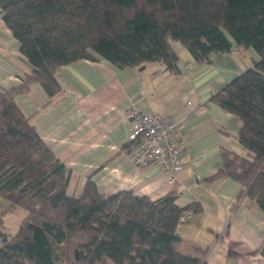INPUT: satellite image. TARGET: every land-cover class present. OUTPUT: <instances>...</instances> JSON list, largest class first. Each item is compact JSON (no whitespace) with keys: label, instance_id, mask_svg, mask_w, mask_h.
<instances>
[{"label":"trees","instance_id":"16d2710c","mask_svg":"<svg viewBox=\"0 0 264 264\" xmlns=\"http://www.w3.org/2000/svg\"><path fill=\"white\" fill-rule=\"evenodd\" d=\"M0 17L31 68L19 85L0 87V197L25 211L0 244V264H207V250L176 230L198 203L177 206L176 190L106 195L91 177L78 196L68 193L70 170L18 106L35 83L58 93L57 68L94 55L119 68L161 61L177 73L171 41L200 65L233 46L254 50L257 60L209 100L239 117L248 153L221 147L214 176L241 185L232 210L247 199L264 211V0H0Z\"/></svg>","mask_w":264,"mask_h":264},{"label":"crops","instance_id":"0c3cea01","mask_svg":"<svg viewBox=\"0 0 264 264\" xmlns=\"http://www.w3.org/2000/svg\"><path fill=\"white\" fill-rule=\"evenodd\" d=\"M170 44L179 59L177 73L161 61L119 68L94 55L57 68L58 93L49 96L35 83L15 100L70 170L68 193L78 196L88 177L106 195L126 190L158 199L176 190L177 206L201 207L181 218L176 230L184 243L207 250V264H264L257 253L264 241V211L247 199L232 210L241 185L214 176L221 147L248 155L238 140L242 122L209 100L258 56L233 46L200 65L180 42ZM30 72L0 17V87L19 85ZM132 104L180 123L177 183H168L153 165L135 167L130 161L132 127L125 112Z\"/></svg>","mask_w":264,"mask_h":264},{"label":"built area","instance_id":"2783aa9c","mask_svg":"<svg viewBox=\"0 0 264 264\" xmlns=\"http://www.w3.org/2000/svg\"><path fill=\"white\" fill-rule=\"evenodd\" d=\"M125 116L132 127L129 135L131 150L128 156L133 165H153L168 183H177V174L182 168L177 146L180 123L145 111L143 107L135 104L126 109Z\"/></svg>","mask_w":264,"mask_h":264},{"label":"rangeland","instance_id":"374dc122","mask_svg":"<svg viewBox=\"0 0 264 264\" xmlns=\"http://www.w3.org/2000/svg\"><path fill=\"white\" fill-rule=\"evenodd\" d=\"M236 50L240 51V49ZM24 215L25 211L22 207L11 205L7 200L0 197V244L15 234Z\"/></svg>","mask_w":264,"mask_h":264}]
</instances>
